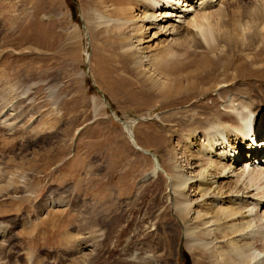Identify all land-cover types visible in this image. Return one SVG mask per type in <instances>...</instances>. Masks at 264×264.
Returning a JSON list of instances; mask_svg holds the SVG:
<instances>
[{
	"label": "rangeland",
	"instance_id": "374dc122",
	"mask_svg": "<svg viewBox=\"0 0 264 264\" xmlns=\"http://www.w3.org/2000/svg\"><path fill=\"white\" fill-rule=\"evenodd\" d=\"M97 1L74 0L73 15L67 0H0V226L6 230L0 244L2 264H69L76 259L79 264H119L125 243L158 264H201L199 252L189 251L185 239L173 236L170 206L175 194L169 178L160 170L152 174L154 161L140 150L156 155L167 171L172 162L183 167L188 152L159 118L166 110L152 80L155 65L139 61L157 51L164 36L142 22L143 7L134 0ZM195 4L192 9L182 4L186 12L181 6L167 23L188 26L199 1ZM263 4L217 0L210 8L212 22L217 20L214 27L235 36L242 31L239 22L258 20L260 31L252 36L245 30L247 40L236 44L239 60L254 71L258 67V72H264ZM124 12L127 27L117 31L121 17L127 18ZM143 25V32L137 31ZM126 33L142 37L136 60L120 56L117 38ZM243 77L248 74L225 88V99L219 97L212 112H225L228 100L240 102L244 92L251 91V79ZM255 86L259 91L252 97L264 104V82L255 81ZM217 92L196 97L190 108L211 104ZM263 138L259 135L255 142ZM260 156L264 162V151ZM263 187L252 191L253 200L264 202ZM263 215L264 205L253 210V229L264 222ZM36 223L38 232L22 241L21 230ZM88 232V240L97 242L92 258L82 241Z\"/></svg>",
	"mask_w": 264,
	"mask_h": 264
},
{
	"label": "bare ground",
	"instance_id": "6f19581e",
	"mask_svg": "<svg viewBox=\"0 0 264 264\" xmlns=\"http://www.w3.org/2000/svg\"><path fill=\"white\" fill-rule=\"evenodd\" d=\"M197 1H199L198 8L196 6L193 10L196 13L188 17L189 20L186 18L187 22L185 21L189 27L178 23L174 25L172 22L170 24V21L167 23L168 17L178 14L177 10L183 7L182 4L185 3V7L193 8V4ZM213 1L217 0H134L143 7L142 22H145L148 28H157V35L164 36L162 40L164 44L156 49L157 51L140 56L142 60L139 61L148 66L150 63L155 65L154 76L152 75L155 78L152 80L160 96L159 104L166 110L159 118H162L170 132L178 137V142H183L184 152L187 149L188 152L186 151V155L183 156L185 162L183 167L172 162L171 170L167 171L159 164L156 155L145 148L140 150L152 157L154 161L152 174L160 170L169 178L168 185L175 194V196L173 194L175 197L173 204L170 206L175 221L173 236H177V239H185V247L189 251L197 250L202 257L201 264H264V222L261 223L262 220L259 225L257 224L258 229H253L254 224L251 219L253 210L259 205H264V202L253 200L256 194L252 193L254 189L264 186V162H261L263 157L259 155L261 149H257L264 145V138L255 142L256 137L264 134V104L252 97L254 91V95L259 91L255 81L264 82V72H258V67L257 71H254L252 67L246 66L249 64H246L243 59L239 60L238 57L241 49L237 51V45H239L237 43L247 40L245 30L253 36L255 32L260 31L258 29L260 24L257 23L258 20L252 21L253 19L246 23L239 22L243 23L239 24L242 31L240 34L236 31V36L225 28L223 30L215 28L217 20L212 22L210 11ZM220 11L216 10V13L221 15ZM182 12H186L184 7ZM123 15L128 16L125 12ZM257 18L260 19V15ZM121 20L123 22L115 26L118 28L117 31L121 26L127 27L128 17H121ZM108 21L104 20L105 23ZM218 21L221 24L222 20L218 19ZM161 22L167 24L162 25ZM144 25L137 27V31H142ZM128 34L117 36L120 42V56L126 60L128 58L136 60L139 56L136 57V53L142 37L136 33L133 37L126 36ZM133 39L135 43L132 42ZM221 44L226 46L225 50H220ZM235 59L238 63H235ZM246 73L248 78H243L251 79L248 86L251 91L244 92L245 97L240 102L238 99L228 100L227 104H224L225 112H212L210 109L216 104L217 99L219 97L225 99V88L229 87L237 77ZM98 75L101 77V74L98 73ZM217 90V96L212 99L211 104L195 105L199 108L195 111L190 108L189 103L193 99ZM234 101L238 102L239 106H235ZM184 113H189V116H183ZM168 157L171 159L172 155ZM155 176L151 175L150 178ZM255 214L257 215V211ZM156 217L159 218V215ZM154 225L156 226L154 234H156L159 221L155 220ZM48 227L50 230L55 229L54 226ZM38 228L39 225L36 223L28 229L23 228L18 235L23 241L24 237L38 232ZM5 233V228L0 226V244H3ZM69 235L72 236V233L67 232L65 236L71 239ZM89 235H91L90 232L87 235L84 233L82 241L85 248L89 247L88 255L90 256L97 242L88 240ZM27 245L32 246V242ZM25 247L28 249L27 246ZM130 249L125 243L121 247V254L116 262L158 264L153 261L151 255ZM3 252L0 249V264L4 261L2 260ZM76 260L69 264H79L80 261L76 262ZM195 263L198 264V262ZM101 264H107V260L102 261Z\"/></svg>",
	"mask_w": 264,
	"mask_h": 264
},
{
	"label": "trees",
	"instance_id": "16d2710c",
	"mask_svg": "<svg viewBox=\"0 0 264 264\" xmlns=\"http://www.w3.org/2000/svg\"><path fill=\"white\" fill-rule=\"evenodd\" d=\"M69 2V6H70V9L73 13V15H76V9H75V4H74V0H67ZM184 258H185V262L186 263H190V259H189V256L185 253L184 255Z\"/></svg>",
	"mask_w": 264,
	"mask_h": 264
}]
</instances>
